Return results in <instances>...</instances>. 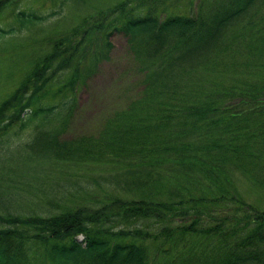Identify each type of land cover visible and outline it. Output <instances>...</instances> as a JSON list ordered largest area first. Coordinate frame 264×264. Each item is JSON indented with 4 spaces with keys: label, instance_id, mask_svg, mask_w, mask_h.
<instances>
[{
    "label": "trees",
    "instance_id": "obj_1",
    "mask_svg": "<svg viewBox=\"0 0 264 264\" xmlns=\"http://www.w3.org/2000/svg\"><path fill=\"white\" fill-rule=\"evenodd\" d=\"M165 1H148L145 13L122 1L89 15L55 40L53 51L0 103V133L16 122L25 128L70 110L74 97L41 102L62 91L58 78L72 67L66 85L76 89L86 77L84 58L106 57L115 33L128 38L146 72L143 95L108 118L92 140L42 135L56 160L110 163L115 171L108 175L123 194L52 217L0 213V264H34L31 241L44 249L37 264H264V206L240 189L245 182L264 198V14L258 8L264 0H200L195 12L184 14L163 13ZM16 17L21 32L50 16L22 10ZM12 32L0 27L4 35ZM241 49L251 72L204 84L203 73L225 71L224 59ZM194 77L202 78L186 90V79ZM223 202V216L206 210ZM179 217L186 220L174 225ZM140 219L162 225L144 231L136 226ZM117 222L135 226L116 228ZM148 239L157 243L152 247Z\"/></svg>",
    "mask_w": 264,
    "mask_h": 264
},
{
    "label": "rangeland",
    "instance_id": "obj_2",
    "mask_svg": "<svg viewBox=\"0 0 264 264\" xmlns=\"http://www.w3.org/2000/svg\"><path fill=\"white\" fill-rule=\"evenodd\" d=\"M122 1L136 6V12L145 13L150 7L151 2L148 1L152 0L145 3L148 4L147 8L144 7L145 4H139L138 0H71L65 3L62 0H9V3L1 4L0 27L13 28L14 32L6 35L0 33V103L15 91L39 58L53 51L55 40L66 37L89 15L115 8ZM199 2L200 0H166L165 6L160 5L159 9L163 13H191L200 7ZM258 8H262L259 14H264V5ZM22 10L50 17L42 22H35L30 29L18 32L16 14ZM55 11L58 14H52ZM98 38L101 39L100 34ZM127 39L122 34H113L112 49L98 62H95L92 54L87 55L81 63V69L84 67L87 72L86 77L80 79L76 89L66 85L69 77L74 74V67L60 74L58 81L62 83L57 87H62V91L53 97L42 99L41 103L49 105L60 99L74 97L72 102L75 104L70 110L61 109L54 118L37 120L25 128H21L20 122H16L0 133L1 214L52 217L82 204L96 207L110 201L118 193L123 194L108 175L115 171L111 169L110 163L99 162L93 157L84 163L56 160L50 156L51 152L47 151L49 144L47 147L46 140L42 137L50 132L63 142L78 143L81 138L92 140L91 137L98 136L102 131L108 118L126 110L143 95L146 72ZM241 44L244 46L246 41H241ZM97 47L96 43L92 44L95 51L98 50ZM92 51L94 50L91 49L90 53ZM239 51L241 53L224 59L223 62L227 64L225 71L203 73L206 74L202 76L204 84L209 83L212 77L219 84L229 83L231 78L243 76L242 72H251L247 65L248 53L245 49ZM219 68L225 69V65ZM202 77L186 79V90H190ZM244 183H241L240 189L245 193L246 199L263 207V196L256 198V194L250 193ZM159 198L169 201L168 196ZM224 206V202L221 206L209 204L206 210L219 217L227 214L225 209L220 210ZM215 217L210 220L216 221ZM185 220L186 218L179 217L173 224H182ZM138 221L136 226L144 231H155L162 225L155 221ZM132 224L127 226L126 223L120 225L117 222L114 227L135 226ZM81 238L82 235L78 236V239ZM145 243L153 247L157 242L148 239ZM29 245L32 248L30 257L33 258V263H40L44 257L43 246L34 241L29 242ZM50 263L51 261L46 264Z\"/></svg>",
    "mask_w": 264,
    "mask_h": 264
}]
</instances>
